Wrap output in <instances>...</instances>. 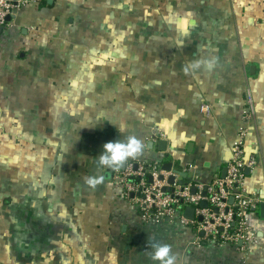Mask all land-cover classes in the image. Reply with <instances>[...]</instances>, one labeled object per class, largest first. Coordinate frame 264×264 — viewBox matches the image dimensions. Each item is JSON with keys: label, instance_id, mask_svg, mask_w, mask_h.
<instances>
[{"label": "crops", "instance_id": "obj_1", "mask_svg": "<svg viewBox=\"0 0 264 264\" xmlns=\"http://www.w3.org/2000/svg\"><path fill=\"white\" fill-rule=\"evenodd\" d=\"M242 127L260 201L250 244L198 241L180 213L144 221L98 163L105 143L135 135L143 152L119 169L172 163L207 185ZM261 202L264 0L21 2L0 36V264H159L152 243L177 264H264Z\"/></svg>", "mask_w": 264, "mask_h": 264}, {"label": "built area", "instance_id": "obj_2", "mask_svg": "<svg viewBox=\"0 0 264 264\" xmlns=\"http://www.w3.org/2000/svg\"><path fill=\"white\" fill-rule=\"evenodd\" d=\"M23 0H0V26L10 23L8 17L14 14ZM248 103L254 111L251 95ZM205 117L212 113L210 105L200 108ZM247 128L242 127L239 139L233 144V153L227 164V173L223 177L216 175L210 184L202 185L195 180L180 183L177 174L163 169L161 164H138L137 167H128L116 171V178L121 185L123 196L129 198L142 219L146 222L164 220L180 213L183 223L191 224L196 229L197 239L209 241H233L251 243L255 232L251 230L247 215L251 209L259 205L256 195L250 194L246 189V171L256 164L254 156H248L245 150V137ZM175 175L173 183L168 177ZM164 176L161 180L160 177ZM140 177L139 180H133ZM196 189L195 193L193 189ZM206 190V195L203 192ZM233 202L230 203V198ZM206 200L207 207L201 203ZM195 208V219L190 220L183 215L186 207ZM199 217H202L200 220ZM197 241V243H198Z\"/></svg>", "mask_w": 264, "mask_h": 264}, {"label": "clouds", "instance_id": "obj_3", "mask_svg": "<svg viewBox=\"0 0 264 264\" xmlns=\"http://www.w3.org/2000/svg\"><path fill=\"white\" fill-rule=\"evenodd\" d=\"M119 132L123 128H118ZM143 142L135 135L127 136L124 141L119 139L107 142L103 145L102 153L97 157L100 166H107L114 170H119L123 167L129 158H136L143 152ZM104 176H88L85 177V183L96 188L98 185L104 183ZM151 258L154 261H159V264H177L178 254L172 251L171 245L152 243Z\"/></svg>", "mask_w": 264, "mask_h": 264}, {"label": "water", "instance_id": "obj_4", "mask_svg": "<svg viewBox=\"0 0 264 264\" xmlns=\"http://www.w3.org/2000/svg\"><path fill=\"white\" fill-rule=\"evenodd\" d=\"M18 13V9H15L14 10V14L9 16L8 17V21H11L15 15ZM4 31V27L3 26H0V36L1 34L3 33ZM160 149L161 150H165V145H166V142L165 141H160ZM125 166V165H124ZM124 166L122 168H124ZM137 167V164L135 165ZM163 169L167 170V171H173L174 173H177V174H180L182 177H186L187 176V173L185 172H181V171H178V170H173V164L172 163H167L166 165L163 166ZM227 173V167L223 170L222 172V176L224 177ZM161 180L164 179V176H161L160 177ZM175 180V175H171L169 178H168V182L169 183H173ZM183 180L180 181V183H182ZM196 189L194 188L193 189V192L195 193ZM206 190L203 192V196L206 195ZM233 202V197L230 198V203ZM201 206L202 207H207L208 206V203L206 200H203L202 203H201ZM259 209H260V214H261V217L264 219V202H261L260 203V206H259ZM185 217L191 219V220H194L195 219V208L194 207H191V206H188L185 208ZM199 219L201 220L202 217H199Z\"/></svg>", "mask_w": 264, "mask_h": 264}, {"label": "trees", "instance_id": "obj_5", "mask_svg": "<svg viewBox=\"0 0 264 264\" xmlns=\"http://www.w3.org/2000/svg\"><path fill=\"white\" fill-rule=\"evenodd\" d=\"M133 180H139L140 179V177H134V178H132ZM190 181V179L188 178V177H185L184 179H183V182L184 183H188Z\"/></svg>", "mask_w": 264, "mask_h": 264}]
</instances>
